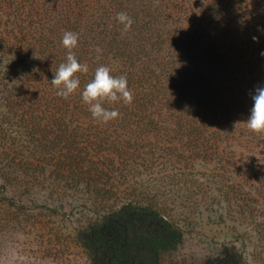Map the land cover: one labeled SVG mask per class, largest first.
<instances>
[{
    "label": "trees",
    "instance_id": "trees-1",
    "mask_svg": "<svg viewBox=\"0 0 264 264\" xmlns=\"http://www.w3.org/2000/svg\"><path fill=\"white\" fill-rule=\"evenodd\" d=\"M120 11L134 21L128 31L116 20ZM65 31L79 34L72 51L89 66L67 99L51 83L66 61ZM99 65L126 74L134 94L130 105L103 102L120 113L107 123L81 97ZM257 86L264 0H0V176L113 191L119 200L95 210L78 233L92 264H166L185 230L134 183L163 150L192 168L264 150V132L245 123ZM245 173L264 185V158ZM204 264L247 263L233 246Z\"/></svg>",
    "mask_w": 264,
    "mask_h": 264
},
{
    "label": "rangeland",
    "instance_id": "rangeland-1",
    "mask_svg": "<svg viewBox=\"0 0 264 264\" xmlns=\"http://www.w3.org/2000/svg\"><path fill=\"white\" fill-rule=\"evenodd\" d=\"M170 152L163 150L160 163L134 183L140 196L158 202L185 230L165 263L204 264L235 246L247 264H264V185L243 174L264 158V150H237L229 165L194 168ZM116 197L53 177L16 185L0 176V264H92L78 233L97 216L95 210L116 203Z\"/></svg>",
    "mask_w": 264,
    "mask_h": 264
},
{
    "label": "clouds",
    "instance_id": "clouds-1",
    "mask_svg": "<svg viewBox=\"0 0 264 264\" xmlns=\"http://www.w3.org/2000/svg\"><path fill=\"white\" fill-rule=\"evenodd\" d=\"M116 20L123 25L124 31L131 29L134 23L131 16L120 11L116 14ZM258 40L257 37L253 38ZM79 34L73 31H65L61 43L68 49L66 61L61 63L54 72L52 85L58 89L57 95L67 99L80 87V79L77 73H88L87 63L78 61L72 51L78 46ZM82 100L88 105L92 117L99 122L107 123L119 117L118 109H109L103 106V102L115 103L122 101L130 105L134 100V94L128 87L126 74L115 76L107 65H99L94 71L93 78L84 85ZM251 99L253 101L250 109V116L245 121L247 128L255 133L264 132V86H257Z\"/></svg>",
    "mask_w": 264,
    "mask_h": 264
}]
</instances>
